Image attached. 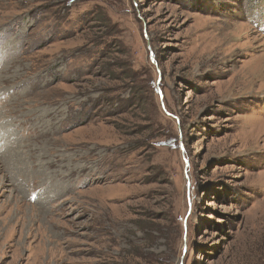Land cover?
<instances>
[{"label":"rangeland","instance_id":"rangeland-1","mask_svg":"<svg viewBox=\"0 0 264 264\" xmlns=\"http://www.w3.org/2000/svg\"><path fill=\"white\" fill-rule=\"evenodd\" d=\"M262 55L264 0H0V264H264Z\"/></svg>","mask_w":264,"mask_h":264},{"label":"bare ground","instance_id":"bare-ground-1","mask_svg":"<svg viewBox=\"0 0 264 264\" xmlns=\"http://www.w3.org/2000/svg\"><path fill=\"white\" fill-rule=\"evenodd\" d=\"M262 64L260 65V67L258 68V70H256L255 72H253L252 74H249L248 76L250 77V80L249 77L247 78V76L245 78V80H242L240 81L239 83L240 84H245V82L247 83L246 85H248V88H247V92L245 93H250V94H254V95H259L261 93L264 94V84L261 83L260 85V88L259 89H255V86H254V77L255 79L257 80H264V55H262ZM258 74V75H257Z\"/></svg>","mask_w":264,"mask_h":264},{"label":"water","instance_id":"water-1","mask_svg":"<svg viewBox=\"0 0 264 264\" xmlns=\"http://www.w3.org/2000/svg\"><path fill=\"white\" fill-rule=\"evenodd\" d=\"M148 46H149V49H150V44H148ZM150 56H151V60H152V62H153L154 64L157 65V62H156V60H155L154 54H153V52H152L151 49H150ZM181 149L184 150V147L182 146ZM186 162L188 163V160H187V159H186Z\"/></svg>","mask_w":264,"mask_h":264}]
</instances>
